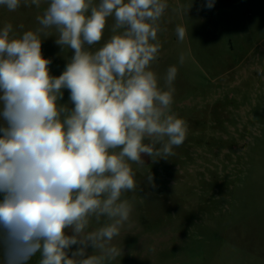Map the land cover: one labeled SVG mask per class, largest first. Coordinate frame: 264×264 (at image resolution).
<instances>
[{
  "label": "clouds",
  "instance_id": "clouds-1",
  "mask_svg": "<svg viewBox=\"0 0 264 264\" xmlns=\"http://www.w3.org/2000/svg\"><path fill=\"white\" fill-rule=\"evenodd\" d=\"M31 3L39 7V0ZM0 5L14 11L20 0ZM167 7L165 0H100L98 6L50 0L36 32L10 39L11 24L0 30L3 264H28L37 253L39 264H104L120 255L110 242L132 211L121 200L122 192L136 188L128 161L143 166L144 157L166 159L187 133L185 121L169 114L176 67L167 70V90L149 70L160 47L150 41H156ZM110 16L112 31H123L88 51L85 45L101 40ZM53 26L55 43L72 50L58 77L50 75L38 35ZM176 32L185 38L183 26ZM64 89L74 107L57 106ZM147 182L155 187L152 173ZM92 217L111 223L85 234ZM89 246L102 254L87 255Z\"/></svg>",
  "mask_w": 264,
  "mask_h": 264
},
{
  "label": "rangeland",
  "instance_id": "rangeland-1",
  "mask_svg": "<svg viewBox=\"0 0 264 264\" xmlns=\"http://www.w3.org/2000/svg\"><path fill=\"white\" fill-rule=\"evenodd\" d=\"M165 2L157 39L150 41L160 47L149 70L167 90V70L176 67L170 111L182 106L188 114L192 104L214 92V158L210 148L189 145L197 155L184 168L175 165L180 146L173 147L170 160L148 157L143 166L128 161L136 188L122 192L121 200H128L132 211L110 242L120 255L104 264H264V0H213L210 8L208 0ZM99 3L92 0L93 6ZM49 4L20 0L14 11L0 5V30L11 24L10 39L36 32L42 27L37 17ZM114 23V16L108 17L101 40L85 48L95 53L120 34L122 29L112 31ZM177 26L186 30L183 40ZM45 32L38 34L41 52L51 60L50 75L58 77L72 50L55 43V26ZM62 91L57 106L74 107L69 90ZM193 116L191 125L197 121ZM208 130L202 134L210 136ZM151 173L155 187L147 182ZM106 223H111L106 217L90 218L85 234ZM3 251L0 245V264ZM86 254L102 253L89 246ZM40 259L37 253L28 264Z\"/></svg>",
  "mask_w": 264,
  "mask_h": 264
},
{
  "label": "flooded vegetation",
  "instance_id": "flooded-vegetation-1",
  "mask_svg": "<svg viewBox=\"0 0 264 264\" xmlns=\"http://www.w3.org/2000/svg\"><path fill=\"white\" fill-rule=\"evenodd\" d=\"M182 107V106H181ZM172 108L170 113H173L177 118L182 116V119L185 121L187 131L192 132L194 136H186L184 142L178 148L179 158L178 161H175V165L178 167H186L187 162L192 161L193 157L197 154L192 153L191 149H188L189 145H194L196 147H205L210 148L212 152V157L214 158V92L207 95L204 99H198L194 104L191 105L192 111H189L187 114L186 110L182 111V108ZM197 119L194 125H191L190 119H193L191 116ZM199 122V123H198ZM209 129V130H208ZM210 131V136H204L203 131ZM171 159L170 156L168 157ZM195 159V158H194ZM172 161L170 165L173 163ZM176 168V166H175ZM169 177L177 176L174 173L168 175ZM178 177V176H177ZM212 181H214V176H212Z\"/></svg>",
  "mask_w": 264,
  "mask_h": 264
},
{
  "label": "water",
  "instance_id": "water-1",
  "mask_svg": "<svg viewBox=\"0 0 264 264\" xmlns=\"http://www.w3.org/2000/svg\"><path fill=\"white\" fill-rule=\"evenodd\" d=\"M143 155V154H142ZM144 159H145V164H147V162H148V157H144Z\"/></svg>",
  "mask_w": 264,
  "mask_h": 264
}]
</instances>
